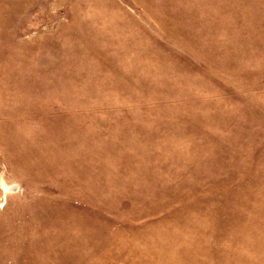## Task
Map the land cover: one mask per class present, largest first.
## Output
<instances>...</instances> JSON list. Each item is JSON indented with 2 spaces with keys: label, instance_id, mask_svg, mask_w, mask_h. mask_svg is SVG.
<instances>
[{
  "label": "rangeland",
  "instance_id": "1",
  "mask_svg": "<svg viewBox=\"0 0 264 264\" xmlns=\"http://www.w3.org/2000/svg\"><path fill=\"white\" fill-rule=\"evenodd\" d=\"M0 264H264V0H0Z\"/></svg>",
  "mask_w": 264,
  "mask_h": 264
},
{
  "label": "bare ground",
  "instance_id": "2",
  "mask_svg": "<svg viewBox=\"0 0 264 264\" xmlns=\"http://www.w3.org/2000/svg\"><path fill=\"white\" fill-rule=\"evenodd\" d=\"M14 186L16 187L15 184L7 185V184L4 183V188H5L6 191L12 190L14 188Z\"/></svg>",
  "mask_w": 264,
  "mask_h": 264
}]
</instances>
